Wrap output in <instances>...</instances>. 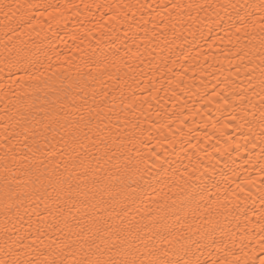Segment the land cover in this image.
Segmentation results:
<instances>
[{"label":"snow or ice","instance_id":"1","mask_svg":"<svg viewBox=\"0 0 264 264\" xmlns=\"http://www.w3.org/2000/svg\"><path fill=\"white\" fill-rule=\"evenodd\" d=\"M203 7L171 4L173 11ZM220 7L233 9L239 17L237 33L251 27L255 38L259 28L258 47L241 49L237 55L255 57L248 60L255 66L248 70V89L241 88L245 93L241 103L251 105L252 119L246 122L258 124L264 134V0ZM62 8L30 0H0L4 38L0 56L7 67L24 65L25 71L31 68L40 73L35 82L40 81L43 61L35 54L30 57V50L19 45L26 33L35 31L34 22L41 15L56 20ZM102 65L116 70L117 84L111 90L103 86L85 90L79 81L75 91L73 85L52 84L46 85L52 91L43 97V90L37 88L14 97L18 106L4 105L0 114V264H181L170 257L179 255L174 246L190 238L193 224L198 231H215L213 216L219 205L201 210L204 190L196 183V171L186 169L177 176L179 169L167 160V149L142 151L146 101L138 103L134 92L127 95L123 90L127 82L119 75L121 70L125 76L132 73V65L122 63L115 52ZM247 92L258 96V102ZM157 146L163 148L160 141ZM260 244L264 254V236ZM227 264H248V260L237 257ZM259 264H264V255Z\"/></svg>","mask_w":264,"mask_h":264},{"label":"bare ground","instance_id":"2","mask_svg":"<svg viewBox=\"0 0 264 264\" xmlns=\"http://www.w3.org/2000/svg\"><path fill=\"white\" fill-rule=\"evenodd\" d=\"M30 2L63 8L56 20L41 15L34 22L35 31L26 33L19 45L30 50V57L38 56L43 61L38 83L35 77L40 73L31 68L25 71L24 65L9 68L0 56V114L6 103L18 106L14 97L31 94L37 88L43 90L41 97L50 93L52 89L46 85H73L75 91L79 81L85 90L101 86L111 90L117 84L116 70H106L102 62L106 57L110 60L115 52L134 70L127 76L120 71L127 82L123 90L127 95L134 92L138 103L146 101L141 117L145 129L142 151L151 148L160 153L167 149V160L179 169L177 176L186 169L196 171V183L204 190L201 210L219 205L213 216L215 231H198L193 224L190 238L174 246L179 255L170 258L179 259L181 264L184 260L191 264H227L239 257L242 262L252 264L255 259L259 264L264 255L260 244L264 236V134L258 124L246 122L252 119L248 112L251 105L241 103L245 94L241 88L248 89V70L255 66L248 60L255 57L241 59L243 52L237 53L253 45L258 47L260 33L256 28L254 38L251 27L237 33L239 17L233 9L220 7L259 0ZM172 3L204 7L173 11ZM3 43L0 32V51ZM247 95L258 102V96L251 92ZM198 223L204 224V220Z\"/></svg>","mask_w":264,"mask_h":264}]
</instances>
